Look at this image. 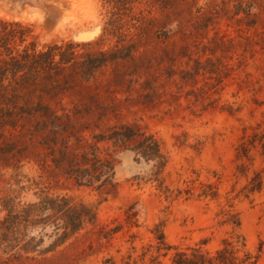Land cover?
Listing matches in <instances>:
<instances>
[{
	"label": "rangeland",
	"instance_id": "374dc122",
	"mask_svg": "<svg viewBox=\"0 0 264 264\" xmlns=\"http://www.w3.org/2000/svg\"><path fill=\"white\" fill-rule=\"evenodd\" d=\"M0 19L25 30L18 53L71 44L74 55L40 72L0 121V197L64 198L93 217L57 245L51 227L34 228L35 251L11 263L0 247V262L171 264L173 249L156 250L159 227L173 248L210 254L240 236L237 256L264 264V0H0ZM53 116L65 131L49 128ZM126 128L129 147L141 153L149 135L164 164L122 151L110 135ZM89 148L114 160V193L55 169Z\"/></svg>",
	"mask_w": 264,
	"mask_h": 264
},
{
	"label": "trees",
	"instance_id": "16d2710c",
	"mask_svg": "<svg viewBox=\"0 0 264 264\" xmlns=\"http://www.w3.org/2000/svg\"><path fill=\"white\" fill-rule=\"evenodd\" d=\"M25 33V30L20 29L18 23H8L0 19V121L13 110L20 90L31 86L40 72L61 69V66L69 64L74 57L73 52L67 53L72 49L71 44L66 45L64 50L61 46L54 45L44 52L38 53H34L32 49L31 52H28V49L24 47L18 53L11 43L15 39L22 43ZM30 45L33 46V44ZM56 56L58 57L57 61H55ZM104 61L103 55L91 57L87 61V66L95 69L101 66ZM44 111V115H48V110ZM49 119V128L52 131H65L64 126L56 124L54 116ZM134 136L133 131L126 128L112 132L110 138L119 144L122 151L132 152L134 160L141 157L146 162L152 161L155 165L162 166L164 158L159 152L156 141L149 135L143 136L141 142L143 150L139 153L134 147H129ZM89 149L92 151L89 154L91 158L87 157L88 154L85 153L80 161L67 160L64 157L65 154H62L61 159L65 164L64 166H55V169H60L62 174L78 187L105 189L106 193H114L117 185L114 179V160L100 159L95 155L96 149ZM15 199L16 196L9 195L0 197V208L5 211V215L0 219V247L6 252L13 251L11 259H8V262L11 263V260L21 262L24 258L27 259L28 256L24 257L23 255L34 252L38 246L37 242L40 240L35 242L36 237L31 235L30 230L39 227V234H41L47 227H51L54 237L52 245H57L77 233L85 220L91 223L93 220V217L89 216L84 208L70 206L64 198L37 196L35 201L21 207L15 202ZM135 216L136 214L132 212L127 217L130 224L134 225ZM115 231V229L105 231L102 237L108 238ZM154 231L157 252L165 251L166 254L168 250H174L170 259L171 264H256L257 262V256H251L244 250L241 257L237 256L239 247L241 249L245 247L244 240L240 236H234L231 241H223L222 248L217 249L214 254H210L200 247L177 250L165 242L161 228L156 227ZM8 262H0V264H8ZM103 264L115 263L111 258H105Z\"/></svg>",
	"mask_w": 264,
	"mask_h": 264
},
{
	"label": "water",
	"instance_id": "95a60500",
	"mask_svg": "<svg viewBox=\"0 0 264 264\" xmlns=\"http://www.w3.org/2000/svg\"><path fill=\"white\" fill-rule=\"evenodd\" d=\"M129 152V151H128Z\"/></svg>",
	"mask_w": 264,
	"mask_h": 264
}]
</instances>
